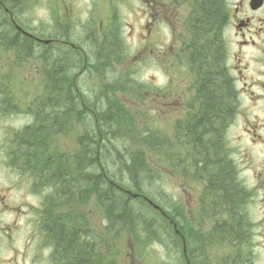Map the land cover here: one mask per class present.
I'll return each mask as SVG.
<instances>
[{
	"label": "trees",
	"instance_id": "trees-1",
	"mask_svg": "<svg viewBox=\"0 0 264 264\" xmlns=\"http://www.w3.org/2000/svg\"><path fill=\"white\" fill-rule=\"evenodd\" d=\"M35 1L0 0V112L31 118L10 138L7 155L33 190L45 191L42 228L57 259L73 264L113 262L112 246L119 244L123 259L131 250L132 259L147 263L154 261L150 245L158 242L169 251L176 249L183 260L177 258V264H212L215 250L219 264H230L226 258L230 216L224 209L242 205L244 196L234 180L226 182V163L216 161L211 152L236 109L238 95L229 87L220 40L228 15L225 0H184L192 7L186 17L188 40L181 47L179 36V46L168 52L170 82L164 90L149 87L134 75L137 68L127 60L115 14L105 33L90 26L89 36H79L87 40L88 50L72 41L79 39L60 19L55 20V33L44 38H64L67 44H44L15 26L41 37L32 29L30 7ZM181 60L192 75L194 91L187 100L192 104L185 106L180 118L163 121L144 103L154 95L168 98L181 93ZM86 73L93 86L83 90L79 85ZM199 157L205 159L203 176L209 181L218 176L223 184L217 189L203 187L204 211L196 220L185 214L177 196L161 188L156 192L153 184L169 175L180 183L183 178L182 185L184 179H198ZM219 169L223 171L215 174ZM144 197L161 206L170 220ZM86 236L88 240H82ZM100 244L108 248L102 252Z\"/></svg>",
	"mask_w": 264,
	"mask_h": 264
},
{
	"label": "rangeland",
	"instance_id": "rangeland-1",
	"mask_svg": "<svg viewBox=\"0 0 264 264\" xmlns=\"http://www.w3.org/2000/svg\"><path fill=\"white\" fill-rule=\"evenodd\" d=\"M60 1L36 0L30 7L33 22L32 29L35 28L33 30L37 34H40L41 37L53 35L56 26L55 20L59 21V19L63 21V27L69 28L70 35L76 39L89 36L91 27L97 28V32L100 30L98 33L103 34L108 28L110 17L113 20L115 14L116 19L114 21L119 28L120 40H124L127 47V60H129V63L135 61L133 66H136L137 70L134 75L140 82L154 89L161 88L164 90L169 85L168 65H166L168 52L173 51L180 44L181 15H187L189 9L185 8L181 13L180 3L173 4L171 3L173 0H165L171 5H169L170 9L165 12L166 14L162 16V14L152 13L146 0H67L65 7H60L62 5ZM152 15L156 17V20L159 16L166 18L164 22L157 23V26L147 25ZM101 21L105 22L103 28L102 26L99 27ZM97 32H95L96 35H98ZM182 32L187 36L184 27H182ZM177 34H179L178 37ZM72 41L82 44L88 50L85 43L87 40ZM88 41L90 42V40ZM84 77L86 78L80 81L79 86L83 90H88L93 86V80L89 73H86ZM181 78L185 79V83L192 84V75L187 73L182 60ZM182 87L184 88V86ZM189 97L190 92H186V94L179 92L168 98L163 97L162 100L164 101H161L159 97L158 100L154 101L150 97L144 105L154 108L161 120L174 121L182 115L181 101L188 100ZM30 121L31 118L21 112L9 115H3L0 112V200L3 201H0V231L6 232L9 229L8 227H12V230L8 233L13 235L12 243H8L6 239L0 237V264H23L24 261L31 264L33 261V252L31 253L30 247L26 250L24 245L31 230L34 229L33 220L35 216L33 212L36 209L35 206L40 205L38 195L44 191H39V193L31 191L28 179L9 164L7 155L8 143L12 135ZM182 179L180 183L179 179L169 175L153 185L156 192L160 191L159 188H161L162 191L164 190L174 197L177 196L182 202L185 214L187 213L192 218V213L195 210L194 205L197 204L195 197L199 195L197 186L193 180L185 181V179L186 185L182 186ZM184 189L186 192H184ZM21 209L25 211V214L19 217ZM255 213H258V207H255ZM125 245L127 249L128 243H125ZM149 248L154 261L147 260V263H140L158 264L167 260L174 263L175 261L179 262L177 258L180 257L183 263L182 256L178 255L176 249L169 251L164 244L158 242L152 243ZM112 249H115L112 256L120 264H130L131 261H135V259H132L131 250L126 251L123 259L119 244L112 246Z\"/></svg>",
	"mask_w": 264,
	"mask_h": 264
},
{
	"label": "flooded vegetation",
	"instance_id": "flooded-vegetation-1",
	"mask_svg": "<svg viewBox=\"0 0 264 264\" xmlns=\"http://www.w3.org/2000/svg\"><path fill=\"white\" fill-rule=\"evenodd\" d=\"M146 3L152 13L162 16L170 9L162 0H146ZM225 4L228 15L220 40L224 46V66L229 87L235 88L238 96L236 109L226 119L216 146L220 150V157L216 156V147L211 152L216 161L226 163V182L234 180L245 190L247 198L244 207L238 208L234 223L233 212H230L226 258L230 264H264V0H225ZM185 8L188 9L189 5L181 0V13ZM165 18L159 16L156 20L152 15L147 25L157 26ZM184 24L185 15H181V42L188 40L182 32ZM190 91H194V86L181 78V93ZM190 104L192 102L181 101V108ZM204 166L205 159L199 157L196 167L198 187H221L223 183L218 176H213L211 181L208 180L209 177L203 176ZM222 171L219 169L215 174ZM255 207H258L257 214ZM24 214L22 212L18 216ZM33 215L34 229L24 245L26 250L30 247L31 253L33 252V261L30 263L73 264V260L63 262L57 259L55 247L48 243L46 231L42 228V211L38 210ZM216 219L218 215L215 212L214 220ZM8 228V231L12 230V227ZM8 231L1 230L0 237L12 243L13 235ZM87 246L88 244L85 252L88 250ZM68 248H72V245ZM98 248L103 250L105 247ZM85 254L88 255L87 252ZM218 257L215 253V264L219 263ZM23 264L27 262L24 261ZM113 264L120 262L117 260Z\"/></svg>",
	"mask_w": 264,
	"mask_h": 264
},
{
	"label": "water",
	"instance_id": "water-1",
	"mask_svg": "<svg viewBox=\"0 0 264 264\" xmlns=\"http://www.w3.org/2000/svg\"><path fill=\"white\" fill-rule=\"evenodd\" d=\"M18 29H19V30H22V28L19 27V26H18ZM24 33L28 34L27 32H24ZM28 35H30V34H28ZM38 41L43 42V43H45V44H48V43L51 42V40H44V39H40V38L38 39ZM135 196H136V195H135ZM146 200H148V199H146ZM148 201H149L150 204L153 205V207H154L155 209H157V210H161L157 205L153 204V202H151L150 200H148ZM163 214L165 215V213H163Z\"/></svg>",
	"mask_w": 264,
	"mask_h": 264
},
{
	"label": "bare ground",
	"instance_id": "bare-ground-1",
	"mask_svg": "<svg viewBox=\"0 0 264 264\" xmlns=\"http://www.w3.org/2000/svg\"><path fill=\"white\" fill-rule=\"evenodd\" d=\"M32 34H34V33H32ZM35 35V34H34Z\"/></svg>",
	"mask_w": 264,
	"mask_h": 264
}]
</instances>
